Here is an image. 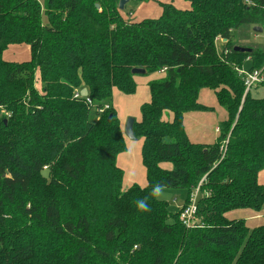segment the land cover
Returning a JSON list of instances; mask_svg holds the SVG:
<instances>
[{
	"label": "trees",
	"instance_id": "16d2710c",
	"mask_svg": "<svg viewBox=\"0 0 264 264\" xmlns=\"http://www.w3.org/2000/svg\"><path fill=\"white\" fill-rule=\"evenodd\" d=\"M120 1L0 0V108L9 115L0 119V264H264V222L226 219L264 213V98L245 94L236 71L245 61L264 69V51L235 52L231 42L242 27L264 31V0L165 3L138 22L121 16ZM12 45L28 46L29 60L5 61ZM162 72L133 125L147 186L124 189L112 93L132 95L136 76ZM202 90L226 113L212 145L191 143L184 127L186 113L210 109ZM204 178L193 227L153 194L185 192L186 207ZM141 199L149 211L137 209Z\"/></svg>",
	"mask_w": 264,
	"mask_h": 264
},
{
	"label": "rangeland",
	"instance_id": "374dc122",
	"mask_svg": "<svg viewBox=\"0 0 264 264\" xmlns=\"http://www.w3.org/2000/svg\"><path fill=\"white\" fill-rule=\"evenodd\" d=\"M38 1L42 2V0ZM184 2V0H144L140 2L130 0L124 4L123 9L120 10V13L125 20L132 22L142 21L144 19H156L161 13L160 4L169 3L178 9L188 10L190 7L183 8ZM128 11L131 13L130 15L127 14ZM43 22H47L45 17L43 18ZM231 42L234 46H242L244 48L264 51V31L262 29V32L257 34L256 32H253V27H242L235 32H231ZM224 43L225 40H220L219 38L217 39V53H220L223 50ZM9 54V57H11L13 60L8 62L21 63L27 61L29 58V51L26 55L20 54V52L19 54H15L14 52H10ZM249 64V61H245L244 66L241 68L246 70L249 68ZM237 69L238 67L236 68V71ZM261 71L263 82L260 84V86H257L258 88L256 87L257 89H254V87L251 89V95L253 94L256 97L264 98V69L261 68ZM164 77L165 74L160 77V75L155 73L144 76H136L134 78L136 88L132 95H122L117 90H113L111 105L116 112V116L120 122V125L125 127V124L129 118H133L135 122H139L141 120V107L150 100L148 84ZM35 87L40 91L41 82L38 80V78L35 80ZM198 102L210 109L203 113H186L184 123V127L186 128L185 131L191 143L212 145L213 143L211 140L215 136L214 128L219 126V124L224 120L225 111L215 105L214 94L209 90H202L199 93ZM2 116L3 112L0 110V119ZM164 119L166 121H172V114L167 112L164 114ZM196 122L198 124L197 126H194ZM124 140L126 150L118 155L116 162L118 168H120L124 173L123 188L128 189L134 185L144 188L147 186V179L145 169L141 161L142 139L139 138L130 140L124 137ZM163 168L170 169L171 165L164 164ZM259 180L262 181V178L259 177ZM182 193H177L174 190L161 189V193L158 196L156 195V198L159 201L168 203L170 210L175 212V210L178 211V208L173 209L170 205L175 206V203H172L173 198L180 195L183 196ZM255 216L257 215L254 213V211L250 209H242L229 212L226 216V219L231 221H244L249 229H254L262 225L264 222L263 215L260 216L261 220L255 218Z\"/></svg>",
	"mask_w": 264,
	"mask_h": 264
},
{
	"label": "built area",
	"instance_id": "2783aa9c",
	"mask_svg": "<svg viewBox=\"0 0 264 264\" xmlns=\"http://www.w3.org/2000/svg\"><path fill=\"white\" fill-rule=\"evenodd\" d=\"M238 74L242 77L244 81L245 86V94L248 93L253 87L256 88L263 82L262 78V71L261 70H255V71H248L247 69L238 68L237 69ZM75 99L84 98L80 95V92H76L74 94ZM88 103H90L89 100H87ZM108 106H105L104 109H107ZM1 109V108H0ZM2 110V109H1ZM102 109L98 110V112H101ZM4 113V111H3ZM4 115L8 114L4 113ZM205 181V178L202 179V181L199 183V185L194 189V191L191 193L189 197V204L184 207L183 205L179 208L180 211V220L186 227H193L196 220V213H197V200L198 198L203 194L200 193V185L202 182ZM206 194V193H205ZM207 195V194H206ZM174 202V201H173Z\"/></svg>",
	"mask_w": 264,
	"mask_h": 264
},
{
	"label": "crops",
	"instance_id": "0c3cea01",
	"mask_svg": "<svg viewBox=\"0 0 264 264\" xmlns=\"http://www.w3.org/2000/svg\"><path fill=\"white\" fill-rule=\"evenodd\" d=\"M187 2H184V5H183V8L184 7H189V4L187 3ZM258 34V33H257ZM23 47V48H22ZM28 51H29V57H30V50H29V48H28V46H25V45H12V46H9L8 48H7V50L3 53V59L6 61H10V60H13L11 57H9V53L10 52H14L15 54H19V52H20V54H24V55H26L27 53H28ZM28 60H29V58H28ZM27 60V61H28ZM156 74H158V75H160V77L161 76H163V72L162 73H156ZM258 88V87H257ZM256 88V89H257ZM203 91H206V90H203ZM208 91V90H207ZM209 91H211V90H209ZM259 91V90H258ZM213 94H214V92L213 91H211ZM257 94H258V92H257ZM214 97H215V95H214ZM215 105H217L218 107H219V105L217 104V102H216V98H215ZM221 108V107H220ZM1 110V109H0ZM1 112H3L2 110H1ZM200 113H203V111H200ZM185 116L186 115H184V123H185ZM226 120V113H225V117H224V120L223 121H225ZM222 121V122H223ZM197 122L195 123V125L194 126H197ZM189 126H192V125H189ZM121 128H122V130H124V127L121 125ZM186 129V128H185ZM214 134H215V136L213 137V139L211 140L212 141V143L214 144L215 142H216V140H217V138H218V136H219V126H217V127H215L214 128ZM197 142H200V141H197ZM203 142V141H202ZM204 142H206V141H204ZM211 143V144H212ZM259 177H261L262 178V181H260L259 180ZM258 184H260V185H264V170L263 171H261L259 174H258ZM260 181V182H259ZM177 193H182V192H180V191H176ZM183 194V196H177V197H174L173 198V200H172V203H175V206H172V205H170L171 206V208H173V209H177L178 208V210H179V208L183 205V202H184V199H185V193H182ZM174 201V202H173ZM176 211V210H175ZM255 213V212H254ZM257 216H255V218H257V219H260L261 220V218H260V216L261 215H263V217H264V213L263 212H261V213H255ZM226 216H227V214H226Z\"/></svg>",
	"mask_w": 264,
	"mask_h": 264
},
{
	"label": "water",
	"instance_id": "95a60500",
	"mask_svg": "<svg viewBox=\"0 0 264 264\" xmlns=\"http://www.w3.org/2000/svg\"><path fill=\"white\" fill-rule=\"evenodd\" d=\"M127 2V0H121L120 3H119V10H122L123 9V6L124 4ZM253 32H256V33H261L262 32V29L260 27H253ZM233 50L235 52H252V49H249V48H243V47H239V46H235L233 48ZM144 70H139V69H134L132 70V74L134 75H142L144 74ZM80 95L82 97H86L88 95V92H87V89L86 88H83L81 91H80ZM134 122L135 120L133 118H129L125 124V127H124V130H123V134L126 138L130 139V140H135V137H134V133H133V125H134ZM41 176L44 178V179H48L49 177V171L48 170H43L41 172Z\"/></svg>",
	"mask_w": 264,
	"mask_h": 264
},
{
	"label": "clouds",
	"instance_id": "9594fccd",
	"mask_svg": "<svg viewBox=\"0 0 264 264\" xmlns=\"http://www.w3.org/2000/svg\"><path fill=\"white\" fill-rule=\"evenodd\" d=\"M160 193H161V188L155 187L153 190V194L158 196ZM137 209L141 212H147L150 210L145 199H141L137 201Z\"/></svg>",
	"mask_w": 264,
	"mask_h": 264
}]
</instances>
